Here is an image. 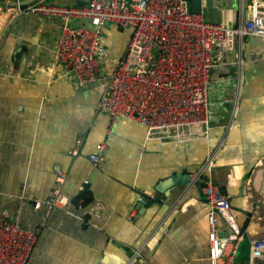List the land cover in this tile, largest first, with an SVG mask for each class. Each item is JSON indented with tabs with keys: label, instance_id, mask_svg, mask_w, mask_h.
Returning <instances> with one entry per match:
<instances>
[{
	"label": "crops",
	"instance_id": "obj_1",
	"mask_svg": "<svg viewBox=\"0 0 264 264\" xmlns=\"http://www.w3.org/2000/svg\"><path fill=\"white\" fill-rule=\"evenodd\" d=\"M200 1L205 19L226 25L237 22L241 1L246 10L250 3ZM5 5H0V213L18 215L21 224L37 231L34 264H132L134 259L209 264V206L194 179L209 156L213 160L203 175L227 193L244 232L242 252L253 238L264 237V35L241 42L240 88L234 50L224 51V66L212 68L207 135L164 141L147 137L135 120H112L98 105L130 27L107 24L99 79L82 84L52 61L59 18L12 13ZM97 142L104 143L100 151ZM94 151L96 164L89 158ZM57 169L65 173L62 183ZM174 173H187L186 182L157 188ZM56 188L66 195L65 205L48 203ZM83 189L88 200L78 196Z\"/></svg>",
	"mask_w": 264,
	"mask_h": 264
},
{
	"label": "built area",
	"instance_id": "obj_2",
	"mask_svg": "<svg viewBox=\"0 0 264 264\" xmlns=\"http://www.w3.org/2000/svg\"><path fill=\"white\" fill-rule=\"evenodd\" d=\"M3 1L12 13L59 18L61 25L52 61L61 63L82 84L99 79L100 64L107 54L102 43L107 24L130 27L124 52L109 75L98 105L112 120H135L145 126L147 137L164 141L207 135V86L212 68L218 63L224 66V51L234 50L240 88L241 42L246 36L264 35V0H250L248 10L241 1L238 20L233 25L205 19L201 11L191 9L188 0H88L81 5L55 0L26 4L20 0H15V4ZM103 147V142L95 145L99 151ZM89 158L96 164L99 154L91 152ZM212 160L213 156H209L194 174L209 206L208 263L236 264L244 232L231 213L229 197L221 185L203 175ZM56 174L62 183L64 171L57 169ZM139 199L146 201L145 196ZM19 200L24 201L20 195ZM67 201L66 195L56 188L48 203L65 205ZM39 205L34 202V206ZM218 218L225 222L223 227H218ZM36 240L37 231L21 224L18 215L10 218L0 213V264H34ZM136 254L139 255L137 251ZM249 262L264 264V237L251 240ZM132 264H142V260L134 259ZM183 264L190 263L184 259Z\"/></svg>",
	"mask_w": 264,
	"mask_h": 264
},
{
	"label": "water",
	"instance_id": "obj_3",
	"mask_svg": "<svg viewBox=\"0 0 264 264\" xmlns=\"http://www.w3.org/2000/svg\"><path fill=\"white\" fill-rule=\"evenodd\" d=\"M32 1V0H30ZM9 4H15V2H8ZM21 3V2H20ZM23 3V2H22ZM200 0H190V7L193 10H199L200 8ZM2 4H6L5 1L0 0V5ZM187 180V173L183 174V173H174L172 174L170 177H167L166 179L162 180V183L160 185H157L158 189L164 188V187H168L171 184H175V183H184ZM218 227H223V225L225 224V222L221 219L218 218ZM227 231H229V229H227Z\"/></svg>",
	"mask_w": 264,
	"mask_h": 264
},
{
	"label": "trees",
	"instance_id": "obj_4",
	"mask_svg": "<svg viewBox=\"0 0 264 264\" xmlns=\"http://www.w3.org/2000/svg\"><path fill=\"white\" fill-rule=\"evenodd\" d=\"M88 193V190L86 189V190H81V192L78 194V196L80 197V196H85V200H88L89 199V197L86 195ZM243 242V240H241L240 241V247H239V251H238V253L240 252V248H241V243ZM242 244H244V243H242ZM243 248H244V250H243V252H248L247 254H248V256H250V245H249V247H244V245H243ZM241 252H242V248H241ZM237 257H238V254H237ZM236 262H237V258H236ZM240 264H242V263H240Z\"/></svg>",
	"mask_w": 264,
	"mask_h": 264
},
{
	"label": "rangeland",
	"instance_id": "obj_5",
	"mask_svg": "<svg viewBox=\"0 0 264 264\" xmlns=\"http://www.w3.org/2000/svg\"><path fill=\"white\" fill-rule=\"evenodd\" d=\"M189 5H190V0H188ZM243 240V239H242ZM248 252H241L238 257H237V262L236 264H240L243 261L246 262V264H249V256L247 254Z\"/></svg>",
	"mask_w": 264,
	"mask_h": 264
},
{
	"label": "clouds",
	"instance_id": "obj_6",
	"mask_svg": "<svg viewBox=\"0 0 264 264\" xmlns=\"http://www.w3.org/2000/svg\"><path fill=\"white\" fill-rule=\"evenodd\" d=\"M223 190V189H222ZM224 191V190H223ZM225 192V191H224ZM227 194V193H226ZM231 205V204H230Z\"/></svg>",
	"mask_w": 264,
	"mask_h": 264
}]
</instances>
